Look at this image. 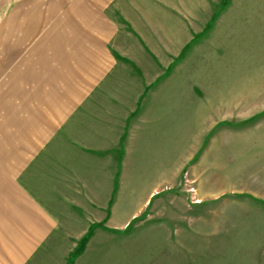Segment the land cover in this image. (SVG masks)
<instances>
[{"label": "rangeland", "instance_id": "rangeland-1", "mask_svg": "<svg viewBox=\"0 0 264 264\" xmlns=\"http://www.w3.org/2000/svg\"><path fill=\"white\" fill-rule=\"evenodd\" d=\"M102 12L110 52L172 59L127 158L142 184L127 172L103 220L34 247L0 198V264H264V0H0V93L67 85Z\"/></svg>", "mask_w": 264, "mask_h": 264}, {"label": "crops", "instance_id": "crops-1", "mask_svg": "<svg viewBox=\"0 0 264 264\" xmlns=\"http://www.w3.org/2000/svg\"><path fill=\"white\" fill-rule=\"evenodd\" d=\"M119 29L103 12L101 21L89 22V61L77 72L69 69L68 84L60 78L51 94L43 84L33 91L37 96L29 85H6L23 86L20 101L14 90L0 93V198L25 223L31 247L58 232L83 236L89 220L104 219L127 172L133 184H142L136 179L144 171L141 160L129 165L127 158L135 157L136 141L153 132V110L165 102L155 85L163 75L159 65L167 71L172 59L154 52L139 58L117 46L110 52Z\"/></svg>", "mask_w": 264, "mask_h": 264}, {"label": "trees", "instance_id": "trees-1", "mask_svg": "<svg viewBox=\"0 0 264 264\" xmlns=\"http://www.w3.org/2000/svg\"><path fill=\"white\" fill-rule=\"evenodd\" d=\"M86 240V238L84 239V241Z\"/></svg>", "mask_w": 264, "mask_h": 264}]
</instances>
